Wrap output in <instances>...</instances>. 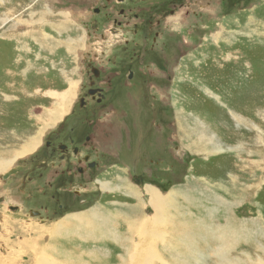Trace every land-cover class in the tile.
<instances>
[{
    "label": "rangeland",
    "instance_id": "374dc122",
    "mask_svg": "<svg viewBox=\"0 0 264 264\" xmlns=\"http://www.w3.org/2000/svg\"><path fill=\"white\" fill-rule=\"evenodd\" d=\"M100 4L108 8L103 0H0V264H40L41 255L44 264H195L188 239L204 250L200 264H264V221L257 232L240 222L264 219V0H209L206 11L145 44L131 21L110 9L101 15ZM44 32L54 41L39 44ZM91 68L105 85L101 101L97 91L85 97ZM51 138L54 153L44 146ZM83 158L84 176L62 174ZM122 178L142 207L117 192ZM147 186L179 205L174 220L161 218L164 243L154 248L144 235L153 216ZM231 186L246 196L230 197ZM243 201L255 208L229 211ZM120 211L133 217L130 236L118 230L117 241L109 225ZM80 212L106 224L71 219ZM213 229L238 238L213 246L205 237L218 239ZM131 233V245L123 243ZM66 245L70 255L60 251Z\"/></svg>",
    "mask_w": 264,
    "mask_h": 264
},
{
    "label": "flooded vegetation",
    "instance_id": "af4514ba",
    "mask_svg": "<svg viewBox=\"0 0 264 264\" xmlns=\"http://www.w3.org/2000/svg\"><path fill=\"white\" fill-rule=\"evenodd\" d=\"M103 1L106 4L109 2L108 0H106L107 2L105 0ZM140 1H142V5L140 4ZM208 1L209 0H116L113 4H108V8L102 4L97 6L101 10V15L110 9L108 13L114 14L116 19H120L122 22H128V20L129 22L131 21V23H133L132 31L134 30V32L138 35V38H140V42L145 44L149 42H156L160 37L168 34L166 32L167 30H171L172 28L175 29L176 24H181L186 19L195 16L196 13L206 11L208 9ZM204 2L205 4H203ZM99 14L100 11L97 8L94 7L91 9L92 16H100ZM110 16L112 15H109V18ZM120 21L115 22L116 26H124ZM110 22H113V20ZM126 37L127 36H125V38ZM167 37L169 38V36ZM143 56L144 58L147 57L148 53H143ZM144 62L145 59L143 58H139L138 62L136 61L139 67H142ZM90 65H92V63L88 64V66ZM127 77L129 81L133 80V72H129ZM97 79H100V74L94 68H91V71L89 72V87H91V89L89 90L88 95L85 97L88 98L89 95H92L95 91H97L96 93L99 95L98 101H101V90H103L105 85L99 84ZM80 100L83 102L82 99ZM83 103L86 104V102ZM54 140V138H51L44 143L46 149H51V153H54ZM87 140L88 138L85 141L87 142ZM57 150L63 152L64 154L66 147L60 145L57 147ZM86 158H83L82 160H76V165L66 168L62 174L67 173V175H71V173H74L73 175L77 176L78 178L84 176L83 172L85 169H82L80 165L82 163L86 164L89 162V159ZM92 167L93 165L90 164L89 170L92 171ZM40 176H43L44 178V174H41ZM28 181L30 182L32 179H28Z\"/></svg>",
    "mask_w": 264,
    "mask_h": 264
},
{
    "label": "bare ground",
    "instance_id": "6f19581e",
    "mask_svg": "<svg viewBox=\"0 0 264 264\" xmlns=\"http://www.w3.org/2000/svg\"><path fill=\"white\" fill-rule=\"evenodd\" d=\"M43 25V24H42ZM15 26V25H14ZM47 26H49L50 27V25H47ZM247 31L249 32V30L247 29ZM31 39H33V40H35L34 38V34L32 33V30H31ZM61 35H63V34H61ZM214 36H212L211 38H213ZM216 37H219L218 36V33H217V35L215 36V38ZM44 39H49V41H54V40H52L51 38H50V35L47 33V34H45V32H44V36H43V38H41L40 36L38 37V39L36 40L39 44H41L42 43V41H44ZM227 40V39H226ZM123 44V43H122ZM41 48H42V45H41ZM58 80V79H57ZM76 87V84H74V85H72L71 86V88L67 91V92H65L64 94V98L65 97H71V96H73V93H75V92H73L74 91V88ZM48 91H50V90H48ZM51 92V91H50ZM49 92V93H50ZM54 92V91H53ZM55 93V92H54ZM54 95V94H53ZM72 99V98H71ZM61 103V102H60ZM67 104V103H66ZM58 107V106H57ZM60 109H64V111H63V113H62V117H63V115H65L66 113H67V111L68 110H66V107H63V108H60ZM56 114H57V112H55ZM58 115V114H57ZM60 116V115H59ZM46 130H47V128H46ZM43 131V130H42ZM43 136V135H42ZM41 136V137H42ZM209 139V137L207 136V135H205V136H202V137H200L198 140H196V144L197 145H201V146H204L203 144H207V141L206 140H208ZM4 140L7 142L8 141V138H4ZM38 141V140H37ZM40 141V140H39ZM38 143H40V142H38ZM33 145V144H32ZM192 145H195V144H192ZM197 145H195V146H197ZM213 145V144H212ZM195 146H192V148H196ZM209 147H205V150L206 149H208ZM199 151H203V150H201V149H198ZM245 159V158H244ZM256 167V166H255ZM1 172V171H0ZM252 173V172H251ZM231 180H232V182H231V184H235L236 183V181H237V178L235 177V176H232L231 177ZM120 183H118V185L116 186L117 187V192H119L120 194H125V193H127V195L126 196H128V197H132L131 199H135L136 201H137V203H139V205L142 207V205H143V203H144V200H143V197L141 196V193H139L138 191H134V192H131V191H129V188L127 187V182H126V180L125 179H120ZM105 183V182H104ZM102 183V188L103 189H106V188H108L109 186H108V184L107 183ZM212 185V184H211ZM116 187H115V189L113 190V193H114V191L116 190ZM232 187V190H231V188H229V189H226V190H228L229 192H232L231 194H229L230 195V197H233V198H235V199H238V197H241L243 194H245V193H242V194H240V193H238V192H236L235 190H234V187L233 186H231ZM205 189H206V191L207 190H209L210 189V191H212V187H210L209 185H207L206 187H204ZM146 190H144V194L148 197V206L152 209V212H153V216L151 217H148V219L147 218H145L144 219V222L145 221H147V223H148V225H149V234H144V235H146V236H148V237H150V241L152 242V248H154V245H155V242H159V243H161V244H163L164 243V241H162L163 239H164V237H163V233L161 232V230L163 229V223L165 222V220H164V222L163 223H161L162 222V220H161V218L164 216L166 219H170V220H174V217L175 216H172L171 214H170V210H171V208H173L174 210H176V208L179 206L178 204H177V202L175 201V200H171V198L173 199V197H172V195L171 196H165V195H162V193L160 192V190H158V189H156V188H154V187H152V186H147L146 188H145ZM229 192H226L227 194L229 193ZM164 194V193H163ZM169 194V193H168ZM116 195V194H115ZM139 196H140V198H139ZM186 196H188V195H186ZM244 197L246 196V195H243ZM233 202H234V200L233 199H231ZM142 204V205H141ZM219 204H221V203H219ZM226 203H224V204H221V205H225ZM228 206H229V201H228ZM139 205H137V206H139ZM147 205V204H146ZM137 208V207H136ZM131 211H133V210H131ZM146 211V210H145ZM123 211H120V222H119V224H118V226H116L115 225V227H113V225L112 224H110V227H109V230L111 231L112 229H118V230H124V238L125 237H129L130 236V234L128 235V232L131 230V228L129 227V223L131 222H129V220L133 217H131L130 216V214L128 215L127 213L125 214V215H123V213H122ZM151 212V213H152ZM170 214V217H168V215ZM76 215V214H75ZM75 215H73V216H71V217H73V218H71L72 220H74V221H80V216H79V214H78V216L79 217H77L76 218V216ZM92 215H97L95 212L94 213H92ZM201 215H203L204 217H206V214H205V211L204 210H202L201 211ZM117 217V216H116ZM107 218H110V213H108V216H107ZM135 218V217H134ZM115 219V218H114ZM137 219V218H136ZM143 219V218H142ZM147 219V220H146ZM259 219V220H258ZM260 220H263L264 221V219H263V217H259V218H257V220L256 221H260ZM103 221H105V220H101V225L102 226H104V224H103ZM138 222H139V219H137L136 221H134V225H133V229H134V231H135V227H136V225L138 226ZM250 222H254V220L253 219H251L250 220ZM112 223H116V222H112ZM249 224V223H248ZM234 225H236V224H234ZM95 227L97 226V225H94ZM131 226V225H130ZM54 226L52 225L51 227H50V229L51 228H53ZM95 227H94V229H93V231H95ZM97 227H100L99 225L97 226ZM124 228H126L127 229V231H125V229ZM156 228H159V230L158 231H156L157 229ZM249 228V227H248ZM44 230H46V229H44ZM230 230V229H229ZM258 230V229H257ZM257 230H256V232H257ZM50 231V230H49ZM112 232V231H111ZM212 232L213 233H219V235H218V237L220 238V242L218 241V239H216L215 237H212V236H210V237H207V236H205L207 239H209V240H211L212 242H213V246H216V245H219V244H222V243H226V240H224V238H226V237H224L222 234H221V232H219L218 230L216 231V229H213L212 230ZM227 232V231H226ZM229 232V231H228ZM116 234H114L113 232H112V239L113 238H115V239H117L118 238V236H119V234H118V232H115ZM122 234V233H121ZM132 234L133 233H131V237L132 238H130V240L129 241H127V240H125V242L123 241V243H126V242H128L130 245H131V243H132V241L133 240H135L134 238H133V236H132ZM183 234H185V232L183 233ZM230 234L232 235V236H230V238H236L237 237V233L235 234V232L233 231V229L232 230H230ZM50 233H49V237H50ZM88 238H89V236H88ZM87 238V239H88ZM230 238H226L227 240L228 239H230ZM238 238V237H237ZM47 239V238H46ZM123 239V238H122ZM133 239V240H132ZM189 241H185L184 242V244H185V248L188 250L189 249V247H190V257H191V260L193 261V262H195V264H200V257H199V254H201V252H203L204 250H202L203 248L200 246H198V243L197 242H195L194 241V239H188ZM117 241H118V239H117ZM192 241H193V243H192ZM84 242H87V241H84ZM83 242V243H84ZM49 245V244H48ZM189 246V247H187V246ZM234 244L232 243V246H233ZM65 247V246H64ZM64 247H61V249H60V251H62L63 253H66L67 255H70V251H69V249H67V247L68 248H70L68 245H66V247L64 248ZM212 247V246H211ZM218 247V246H217ZM222 248H223V246H221ZM228 248V247H227ZM230 248L232 249V248H234V247H231L230 246ZM65 249H67V250H65ZM201 249V250H200ZM229 250V249H228ZM210 250H209V248H208V251H206V252H209ZM53 252H55V250H53ZM226 252V251H225ZM45 253V252H44ZM217 253H224L223 251L222 252H217ZM229 253H230V251H229ZM227 254V253H226ZM226 254H225V256H226ZM221 256H224L223 254L221 255ZM45 257H46V259H44V255H41V256H39L38 257V261H41L42 260V262L40 263V264H44V263H46V262H48L47 260V256L45 255ZM49 257V256H48ZM180 257V256H179ZM182 259V257H180V258H178V259H176V261H177V263H179V264H190L189 263V261L188 260H186V259H184V262L181 260ZM225 259V258H224ZM44 261H46V262H44ZM52 261V260H51ZM175 261V262H176ZM6 262V261H5ZM4 262V263H5Z\"/></svg>",
    "mask_w": 264,
    "mask_h": 264
},
{
    "label": "crops",
    "instance_id": "0c3cea01",
    "mask_svg": "<svg viewBox=\"0 0 264 264\" xmlns=\"http://www.w3.org/2000/svg\"><path fill=\"white\" fill-rule=\"evenodd\" d=\"M125 180H126V182H127V187L128 188H130V187H132L133 188V185L128 181V178L126 179V178H124ZM117 180H118V178H117ZM129 191H131V192H134V191H136V190H129ZM127 198H132V197H128V196H126ZM127 202V201H126ZM128 203V202H127ZM125 204V203H124ZM124 204H122V205H124ZM238 204H241V203H238ZM121 205V206H122ZM239 206H242V205H239ZM235 207V205L233 204V203H230V208H234ZM77 215V216H76ZM75 216H76V218L77 217H79L80 216V218L81 219H88V218H90V219H88L87 221H91V223H94V225H99L102 229H103V226L101 225V221L100 220H95V219H92V218H94V217H92V215H91V213H83V212H80V214H79V216H78V214H76ZM113 215H115L114 217L116 218V223H112V225H113V227H115V224H116V226H118V224H119V220H120V216H119V214H113ZM117 216V217H116ZM92 217V218H91ZM113 217V216H112ZM107 220H109L108 221V223L110 224V218H108ZM79 222H84V220H80ZM257 222L258 221H254V222H248V221H243V222H241L242 224H244V225H246V226H249L250 228H252L255 232H256V230H257ZM107 223V224H108ZM249 223V224H248ZM103 224H106V222H103ZM82 225V224H81ZM109 227H110V225H109ZM104 231V230H103ZM115 232H118V229H115ZM108 246V245H107ZM109 246H113L112 244H110ZM114 247V246H113ZM121 248L122 247H120V248H118L119 249V253H121ZM121 262H119V264H120Z\"/></svg>",
    "mask_w": 264,
    "mask_h": 264
}]
</instances>
